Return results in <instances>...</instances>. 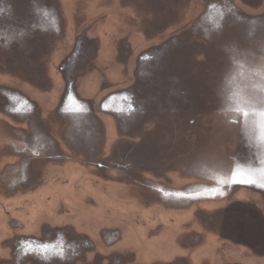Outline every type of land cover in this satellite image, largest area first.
Returning <instances> with one entry per match:
<instances>
[{
	"label": "flooded vegetation",
	"instance_id": "af4514ba",
	"mask_svg": "<svg viewBox=\"0 0 264 264\" xmlns=\"http://www.w3.org/2000/svg\"><path fill=\"white\" fill-rule=\"evenodd\" d=\"M160 1L154 3L150 0L147 10H151V13L157 15L159 11L165 9ZM178 2L182 3V0ZM170 4L171 2H169L168 7L171 6ZM148 23L151 26L156 25L152 20ZM83 45H86V42L82 41ZM170 45L172 52L169 53L170 59L168 60L165 57L161 58L157 55L158 53L148 54L145 57L142 54L143 58L136 78L137 83L129 87L128 91L112 92L113 94L111 93L112 95L103 101L107 110L118 112L117 119L122 131L120 133L122 137H119L117 143L111 148H100V142L88 138V134L84 132L78 137L75 134L68 135L69 142L66 144L71 147L68 155L59 147L54 134H51L45 125L37 120L33 121L34 125L30 126L31 132L23 134L21 138L14 132L6 134L4 140L0 139V212L2 211L3 216L6 213L3 200L5 183L2 179L5 175V168H19V162L4 165L6 154L21 153V156L25 158L24 170L21 175L18 177L19 174H17L10 180L12 186L14 182L21 186L19 188L17 185V192L21 188L23 190L31 187L28 184L30 182L28 177L31 175L35 177V180H41L43 177L41 171L47 168L50 163L64 165L70 162L78 168L80 167V170H83V167H93L96 176L100 179L130 184L138 188L145 198L151 201H162L177 209L180 206H189L192 209L198 195L206 197L207 195L220 194L225 197L232 191V188L241 185L240 181L244 177V171L251 172L258 168L257 157L254 156V153H256L259 144V142L257 144V140L263 138V135H259L257 139V135L252 132L253 127L247 126L249 132L241 131L238 133L240 141L237 156L233 158L234 163L228 167L224 165L225 168H222V171L213 168L207 170L206 165L202 162L187 164L188 162L191 163L192 158L183 160L182 156L187 154L192 156L193 153H196L195 151L206 150V142L205 139L194 138V133L186 137V134L189 135V130L182 133L181 131L176 132V129L180 130L181 122L184 121L189 126L194 124V120H190L192 115L196 114L199 109H204V101L206 103L210 94L215 97V99H211V102L216 99L224 101L225 110L231 106L237 111L242 110L243 113L258 114L257 105L249 104L252 99L244 94V87L241 83L244 80L242 77L251 76L250 56L242 57L238 53L244 49L254 55H258L259 51H264V16L258 19H245L242 18L231 1L214 2L208 7V13L202 17L200 24L193 28V32L183 39L177 40V42L175 40ZM234 52L237 54L230 56ZM198 55L205 56L204 63H197L196 57ZM221 64L227 65L220 76L221 79L215 84L212 82L210 84L207 76ZM62 70L65 71V67ZM73 71V68L65 71L67 82L63 93H67L64 95L66 99L62 101V105L75 100L72 96V89L76 84V79L70 77ZM254 71L259 74L258 70L254 69ZM230 77L233 78L231 82L222 83L224 78ZM252 86H256V84ZM137 88L142 89V92L145 91L147 95L144 92L137 95ZM255 88L258 89L257 86ZM9 100L17 103L13 97ZM124 100L126 107L114 108L113 105H122ZM86 101V104L94 103L93 99ZM13 104L8 103L4 109L6 111L11 110ZM81 107L84 108V112L88 111L85 104H82ZM150 122H153L151 124H154V128L146 130L147 128L144 126ZM244 122H251L254 125L258 123V120L254 117L244 116ZM124 135L127 138H124ZM200 135L206 136L208 132L203 131V134ZM68 138L66 139L68 140ZM135 138L139 141L134 142ZM185 143L192 149H182ZM181 144H184L183 147H180ZM198 165H203V169L200 170L202 172L200 177L204 176L203 173H207L204 180L208 179L210 184H194L183 189H173L162 180L169 181L167 178L172 172L197 174ZM30 166L34 168L31 175H29ZM213 171L218 172L214 174ZM16 177H18L17 180H15ZM78 187L74 191L79 190ZM99 191L106 195L105 188H101ZM227 204L226 207L218 209L224 210L223 217H211V225L206 221V224H203L204 227L217 230L222 227V234L218 233L221 240L243 249L246 247L250 252L256 253L254 244L258 238L252 231L257 221L255 208L253 211L235 210L233 205ZM23 211L21 206H17L15 209V213L18 214ZM106 213V216L114 215L113 212ZM52 214H43L38 220H31L35 228L28 235L19 234L26 229L24 221L21 219L9 221L10 228L15 232L13 237L14 242H17L15 249L19 252L18 255H15L17 263L41 259L46 264H91L94 260L104 256L97 251V242L95 243L93 239L90 240L88 234L82 230H78L79 228L83 229L80 224L68 222L69 217L74 214L69 208L66 206L62 208V212L58 214L59 219H49ZM100 219L99 217L96 218L94 225L97 228L96 231L102 247H114L123 243L125 239L122 240V233L118 228L111 226V228L98 230L101 224ZM54 222H58L60 225L56 226L53 224ZM105 223L111 225L107 218L103 224ZM243 225L248 227L246 234H244L245 230H240V226L242 228ZM146 228L148 240H162L165 236V225L162 222L157 223L153 228ZM181 231L183 233H180ZM174 236L177 250L183 249L188 252V255L200 245L197 240L202 238V235L200 236L194 230L192 223L184 224ZM169 242L168 239L160 244V249L164 254H167L165 251L167 248L169 250L176 249L174 241ZM126 248L128 249V251L126 250L127 254L132 255L133 260H135L136 252H134L133 247L128 245ZM169 250H167L168 253ZM243 252L245 255L244 250ZM238 253L242 252L239 250ZM172 254L169 261H152L150 264L192 263L187 255H180L179 252ZM90 256L91 259H89ZM109 257L117 261L122 256L119 252H113ZM225 263L223 261L222 264ZM202 264H206V261H202Z\"/></svg>",
	"mask_w": 264,
	"mask_h": 264
},
{
	"label": "rangeland",
	"instance_id": "374dc122",
	"mask_svg": "<svg viewBox=\"0 0 264 264\" xmlns=\"http://www.w3.org/2000/svg\"><path fill=\"white\" fill-rule=\"evenodd\" d=\"M17 1L19 2V0ZM225 1L227 0H182V3H175L173 11L162 9L157 15H154V13H151V10H147V7L144 10V14H139L135 11V8L121 5L120 0H38V2L43 5L47 3L51 10L50 13L55 15L51 17L49 16V19H45L47 24L55 21V17L56 20L58 19L59 22L62 23L59 25L61 29V31L59 30V35H61V39L58 41V39L50 36V40H48L49 44L44 54L42 53L40 55H37L36 53H39L38 50L42 44L44 46V39H40L41 35L39 33L37 40L34 35L33 39L29 37L23 44L21 43L23 52L15 50L16 48L18 50V42L13 40L16 42L13 44L12 42L7 41L6 43L10 42L11 51H5L10 53L7 58L8 60L3 59L2 62H5L9 68L6 66H0V85L15 87L19 92H22L26 96L30 95V97L34 98L32 87L19 77L24 72L29 73L30 70L22 71V69L23 67H29L30 65L32 68H39L41 72L44 71L46 83H44L45 85L43 86L38 83L37 86V88L45 89L47 91L46 96H43L41 100L46 103L49 99H53L55 97V95L53 96L55 92L54 90L56 88L62 89L60 74L57 70L58 64L63 59L64 55L68 53L71 43L75 42V39L78 37L79 42L77 45L79 44L81 46L83 41L81 38L85 33V35H89L86 36L89 39L88 48L95 47L97 50L96 58L94 60L97 69L94 73L86 74L84 79L80 78L78 80L77 86L80 95L87 97L88 99H99L100 95L106 94V92H102V85H104V87L111 86L115 89L122 87L129 88L136 84V77L133 71L137 67L139 56L142 54L143 56H146L148 54L154 55L158 53L157 55L161 58L165 57L167 60L170 59L168 56L169 53L172 52L170 44L175 40L177 42V40L183 39L186 35L193 32V28L198 26L202 17L208 13V7L211 3H225ZM228 1H231L238 9L242 18L258 19L264 16V0ZM108 6H112L109 7L112 10H110ZM1 9L4 11L3 13H5L7 19H9L11 17V12L9 13V10L5 7ZM25 11L27 12L29 10ZM31 12L40 13L38 4L36 7L31 8ZM26 19L29 20L28 17ZM18 20L19 19H14L16 22ZM150 20L156 25L151 26L148 23ZM10 24L12 27H15L12 21ZM144 29L146 30L144 31ZM94 38H97L99 43L98 40H95ZM121 39L127 41L129 50L132 52L130 55L131 58L127 61L117 60V44H119L118 42H120ZM0 41H2V39H0ZM4 41L5 40H3V42ZM75 48L71 49L72 52H75ZM14 50L17 54L15 56L14 53H12ZM235 54L237 53H231L230 56ZM238 54L242 57L246 55L250 56V66H248L250 68L251 76L245 75V78L247 77L250 83H241L244 88H252L246 89V93L256 95L258 98L256 100L260 101V104H262V101L264 102V51H259L258 55H254L252 52L244 49ZM3 55L4 54L0 53V57ZM35 56L36 58H34ZM71 56V54L67 56V61ZM205 60V56L203 55H198L196 57L198 64L204 63ZM21 61H25L26 63L23 62L21 64ZM27 63L29 65H27ZM20 66L22 67L20 68ZM226 67L227 65L225 64L215 67L213 69L214 71L207 76L209 83H217L221 79L220 76L222 75V72L225 71ZM254 69L258 70L259 74H257ZM216 70L217 72H215ZM7 71L12 72V74ZM232 79V77L224 78L222 83L227 84V82H231ZM254 84H256L258 90L255 88L256 86H252ZM143 92L146 94L145 91ZM143 92L141 89L137 92V95H141ZM213 98L215 99V97L210 94L206 103L204 101V109H199L196 114L192 115L190 120H194V124L189 126L185 121L183 123L181 122L180 130L176 129V132L181 131L183 133L184 131L189 130V135L186 134V137L194 133V138L205 139L206 150L199 152L195 151L196 153H193L192 156H188V154L182 156L183 160H190V157L192 158L191 163L186 161L188 162L187 164H198L202 162L206 165L205 168L207 170L213 168L222 171L221 169L225 168L224 165H227L228 167L234 163L233 158L237 155L238 151V130L240 129V124L235 125L232 122H229L230 118L233 117L239 120L243 112H241L242 110H239V112L224 113V101L216 99L214 102H211V99ZM102 120L105 121L106 129L105 141H101V148L105 145L104 149H109L117 143L119 137L122 136L109 117L102 115ZM151 123L153 122H150V124L146 123V125L149 124L148 127H146V125L144 126L147 128L146 130L154 128V124ZM189 127L191 128L189 129ZM203 131H207L208 135L199 136V134H203ZM124 138H127V136ZM135 141L139 140L135 138L134 142ZM182 145L184 144H181L180 147H183ZM182 149L191 150L192 148L190 149L185 143V146ZM257 155L261 158L260 161L257 159V163L259 162L257 166L264 169V153H262V155L258 153L255 155L254 153V156ZM69 168L70 170L67 172L68 176L66 178L67 182H65L64 178H61V172L51 173L45 168L41 171V174L43 177L49 175L51 177L52 175V188L59 189L61 185L63 187H65V185L69 186V194H72V191H74L78 185L81 186L80 195L85 193L86 199L79 201V203L82 202V204L88 209H86V211H90V214H93V211H96L99 208V201L102 205H108V207H111L112 212L114 213L112 216L114 217L106 216L107 213L94 215L92 216L94 220L85 221V227L93 229L95 227V219L102 216L103 218L100 220L101 225H103L107 218L112 227H116L121 231L122 240L125 239L123 242L124 246L126 247L128 245L139 243L142 248L144 247V249H142V251L145 252L143 256L147 259L146 261L149 262L150 260V263H152V259H148L151 258L149 255L151 253L148 252L150 248H160V244L168 239L170 242L173 240L176 247L175 233H178L179 228L182 229L184 224L192 223L194 230H196L200 236L202 235V238L197 240V243L200 245L193 250L190 255H188V252L183 249L178 251L177 247L175 250L173 249L170 251L171 254L168 253L167 249H165L167 254H164L163 252L162 254L171 257L173 255L172 253L175 252V254H177V252H179L180 255H187L193 264H202V261H206V264H213L214 261L219 263H223L224 261L226 262L225 264H264V191H255L251 188L240 185L232 188V191L225 197L220 194L207 195L206 197L198 195L197 201L194 202L195 205L192 203L194 205L192 209L189 206H180L177 209L162 201H151L150 199L145 198L138 188H135L130 184L115 183L100 179L96 176L93 167H83V170L80 171L81 174H78V171L73 169V166L70 165ZM202 169L203 165H198L197 174L194 175L188 172H172L168 175L167 179H169V181L162 180L168 183L169 187H172L173 189H183L186 186L194 184H210L208 179L206 181L204 180L206 179L207 173H203L204 176L200 177V174H202L200 170ZM216 172L218 171H213L214 174ZM73 174H76L75 177ZM54 175H56V177ZM76 176H80V180L79 177ZM63 177H65V173L63 174ZM109 187L118 188L116 195L113 188L112 197L114 199H107L103 193L99 191L101 188H105V194H107ZM226 190H229V188H226ZM28 194L29 193H27L25 197L18 198V202L15 204L12 202H5V211H8L9 213L6 212L5 216H3L1 211L0 217L6 219V214L9 215L10 212H12L14 215L18 216L19 219L24 221L27 231H30L35 226L31 223V216L32 214H36L32 212L34 204L28 203V201H31L28 199V197H30L27 196ZM227 203L233 205L235 210L244 209L247 211H253V208H255L254 212L257 214V221L255 222L252 231H254L255 236L258 238L254 244L255 250H257L256 253L250 252L246 247L243 249L232 245L227 241L221 240L218 235L222 234V227L219 228L220 231L214 228L208 229L207 226L204 227L203 224H206V221L211 225V217H223V214H225L224 210L218 209L224 207ZM44 205H47V203L45 202ZM16 206H21L24 211L20 214L15 213L14 210L16 209ZM65 206L66 208L71 209V206L68 204ZM101 211L103 212V209ZM75 216L77 215H71L68 222L71 221L80 224L84 228L83 222H79V218L75 219ZM159 222H162L165 225V236L162 240H148L145 231V229H147L146 227L153 228ZM242 229L245 230L244 234H246L248 230L247 225H243L242 228L240 226L241 231ZM182 231L180 233H183ZM241 249L245 251V255ZM239 250L242 253H237ZM136 251L134 252L138 253V250ZM159 251L160 250L158 249L155 253L158 255Z\"/></svg>",
	"mask_w": 264,
	"mask_h": 264
},
{
	"label": "crops",
	"instance_id": "0c3cea01",
	"mask_svg": "<svg viewBox=\"0 0 264 264\" xmlns=\"http://www.w3.org/2000/svg\"><path fill=\"white\" fill-rule=\"evenodd\" d=\"M178 1L179 0H177V2ZM120 2L121 5L133 7L136 9L135 11L138 12L139 14L141 13L144 14L145 13L144 10L146 9V7H148L150 0H120ZM152 2L156 3L158 2V0H152ZM160 2L162 6L169 11L174 10V5L175 3H177L175 2V0H170V1L161 0ZM169 2H171L170 7H168ZM37 4L40 9V13L31 12V8L36 7ZM4 7L9 10V13L11 12V17L7 19L5 13H3L4 11L0 12V39H2V41H0V53L4 54L3 56L0 57V61H1L0 66L8 67V65L5 62H2V60L3 59L8 60L7 58L10 52H5V51L10 50V42H12L13 44L18 42L19 43L17 46L18 50L17 48L15 50L18 52L21 51L23 52L21 43L23 44L25 40L28 39L29 37L33 39L34 35H35V39L37 40V36L39 33L41 35L40 39H44V46L42 44V46L38 50L39 53H36L37 55H40L42 53L44 54L49 44L48 40H50L49 39L50 36H53L54 38L58 39V41L59 39H61V35H59V30L61 31L59 25L62 23H60L58 19L56 20V17H55V21L51 20L53 24L51 22L50 24H47L45 22V19L46 18L49 19L48 18L49 16L50 17L55 16L52 13H50L51 10L48 7L47 3L43 5L39 3L38 0H19V2L17 0H0V9ZM109 7L112 6H108V8ZM109 9L112 10L111 8ZM25 10H29V11L26 12ZM27 17L29 18V20L26 19ZM14 19H19V20L16 22L14 21ZM11 21L13 22L15 27L11 26L10 24ZM145 30L146 29H144V31ZM86 36L89 35H85L84 33L81 38L83 39L84 42H86V45L82 46V43L81 46L79 44L77 45V43L79 42L78 41L79 37L76 38L75 42L71 43L68 53L64 55L63 59L58 64L57 70L58 73L60 74L62 89L56 88L53 94V96L55 95V97L53 99H49L48 101H46V103H44V101H42L41 99L43 96H46L47 91L45 89L37 88L38 83H40L41 86L45 85L44 83H46L45 80L46 78L44 77V71L41 72L39 68H35V67L32 68L28 63L27 65H29V67L28 66L23 67L24 70L22 69V71L30 70L29 73L24 72L19 77L23 81L27 82L29 86L32 87L34 98L30 97V95L26 96L22 92H19V90H17L15 87L0 85V104H1L0 139L1 140H4L5 139L4 136L9 133L15 132V134H18L19 138H21L23 134L30 133L31 132L30 126L34 125L33 121L37 120L43 123L46 129H48V131H50L51 134H54V138L58 142L59 147L62 150H64L66 154H68V152H70L71 150V147L68 146L66 143L69 142L68 135H72V134H75L78 137L85 132L86 134H88L87 135L88 138H92V140H98L100 142V148H101V143H102L101 141L103 139L105 141V129H106L105 121L102 120V115H104L105 117H109L112 123L116 125L118 132L122 133L119 127V120L117 119L118 112L107 110L103 105V101L107 99L110 95H112L111 93L114 91L116 92L128 91L127 87L115 89L112 88L111 86L104 87V85H102L103 88L102 92H106V94L100 95L99 99H95V98L88 99L87 97L80 95V91L77 86L78 80L80 78L84 79L86 77V74L94 73L97 69L96 63L94 62L96 58L97 50L95 49V47L94 48L90 47V49L88 48L89 39ZM94 39L96 40L97 38ZM3 40L5 41L3 42ZM13 40H15L16 42ZM7 41L10 42L6 43ZM118 43H119L117 44L118 51L116 53V56H118L117 60L119 61L129 60L131 58L130 55L132 54V52H130L129 50L127 41L125 39H121L120 42ZM72 48H75V52H72L71 50ZM84 48H86V50H84ZM15 50L12 52L14 53V56L17 55L15 53ZM70 54L72 56L67 61V56ZM34 58H36V56ZM142 58H143L142 55L139 56L137 67L133 71L136 78L138 77V69L141 65ZM23 62L26 63L25 61H21V64ZM22 66H20V68ZM63 67H65L66 69L65 71H68L69 69L73 68L74 71L72 74H70V77L76 79V84L72 89V96L75 100L67 102V104L65 105H62V101L66 99V96L64 95H66L67 92L63 93V91L67 81L65 79L66 76L65 71L62 70ZM7 72L12 74V72L10 71ZM140 90L141 89H137V92ZM11 97H13L17 103L11 102L9 100ZM91 99L94 100V103L91 105L89 103L86 104L87 102L86 100H91ZM21 100H24L25 102L24 101L22 102ZM8 103H10V105L13 103L14 104L11 110L6 111L4 109V106H6ZM82 104L86 105V108L88 110L87 112H84V108L81 107ZM113 106L114 108H117V106L115 105ZM80 108L81 111H79ZM66 138H68V140ZM104 146L105 145H103V148H105ZM15 162H19V168L18 169L5 168V175L2 178L3 182L5 183L4 198H3L4 203L12 202L15 204L16 202H18V198L20 199L21 197H25V195L29 193L27 196H30L28 197V199L31 201H28V203L34 204V208L32 209V212L36 214V215L32 214L31 216L32 220L33 219L38 220L40 217H42L41 215L43 214L50 215L51 213L53 214L52 216L49 217V219H54V220L59 219L58 214H60L62 212V208H64L65 205L68 204L69 206H71L70 207L71 209L69 210H71L72 213L74 214L77 213L75 219L79 218V222H83L84 228L83 229L79 228L78 230H82L84 233L88 234V236L90 237L88 238L90 240L93 239L95 243L97 242L98 244L97 251L100 254L104 255L103 257L94 260L91 264H149L150 263V260L149 262L146 261L147 259L143 256L145 252L142 251L143 248L139 243H135V245H131L133 246V250L135 251L138 250V253L140 252L139 255L138 253H136L135 260H133L132 255L127 254L128 249L124 246V243L123 244L121 243L120 245H116L114 247H102L101 242L99 240L98 232L96 231L97 228L96 227H94L93 229L88 227L86 228L85 221L94 220L92 218V216L94 215H102L103 213L106 212L108 213L112 212V208L108 207V205H102V203L99 201L100 203L99 208L96 211H93V214H90L89 213L90 211H86L87 209L86 206L82 204V202L79 203V201H83L84 199H86L85 193L80 195L81 186L78 187L79 190L72 191L73 192L72 194L68 193L69 186L66 185L65 187L61 185L59 189L52 188L51 186L53 179L51 178L52 175L51 177L50 175L46 177H42L41 180L38 179L35 180V177L31 175L34 172V168L30 166L31 168L29 169L30 170L29 175H31V177H28L30 181L28 184L31 187L24 188L23 190H21L22 189L21 188L19 192H17L18 187L20 188L21 186L16 184V182H14L12 186L10 184V180L12 179V177H14L17 174H19L18 177L21 175V173L24 170L23 164L25 163V158L21 156V153L11 154V155L6 154V157L4 159V165L12 164ZM70 165L73 166V169H76L78 171L77 172L78 174H81L80 171L82 170H80L77 166H75L70 162L64 165L59 163H50L46 169L51 173L61 172L62 175L61 178H64L65 182H67L66 181L67 180L66 178L68 176L67 172L70 170L69 168ZM64 173H65V177H63ZM75 175L76 174H73L74 177ZM54 176L56 177V175ZM18 177H16L15 180H17ZM113 188L115 195L118 192V188L109 187L108 193L106 195L103 194L107 199H114L112 197ZM45 202L47 203V205H44ZM102 209L103 212L101 211ZM12 214H13L12 212H10L9 215L6 214L7 216L6 219L0 217V264H46L42 262L41 259H32L27 263L16 262L15 255H18L19 252L18 250L15 249L17 244V242H14L13 240L15 232L10 228L9 221L12 219H19V217ZM99 218H103V216ZM53 224H55L56 226L60 225V223L58 222H54ZM102 228H111V225L106 223L103 225L100 224L98 230ZM30 233H32V229L30 231H27V229H25L24 231L19 232V234L21 235H28ZM158 249L160 251L158 252L157 255V253L155 252H157ZM167 250H169V248H167ZM113 252H119L122 256L121 259L117 261L111 259L109 255H111ZM148 252L151 253L149 254L151 258L148 259H152V261L161 260V259L169 261L170 259V256L168 255L166 256L162 254V251L159 247H157L156 249L150 248ZM169 254L171 253L169 252ZM217 254H218V250H217ZM91 258L92 257L90 256L89 259ZM191 264H193V262ZM213 264H222V263L214 261Z\"/></svg>",
	"mask_w": 264,
	"mask_h": 264
},
{
	"label": "trees",
	"instance_id": "16d2710c",
	"mask_svg": "<svg viewBox=\"0 0 264 264\" xmlns=\"http://www.w3.org/2000/svg\"><path fill=\"white\" fill-rule=\"evenodd\" d=\"M242 78H245V77H242ZM252 80H253V78H252ZM247 83V84H249L250 82L248 81V79H247V77L245 78V80H243L242 81V83L244 84V83ZM255 83V82H254ZM244 90V94H248V93H246V89L244 88L243 89ZM258 90V89H257ZM257 92V91H256ZM248 96L249 97H251V99H252V102H249V104L251 103V104H253V105H257V107H258V109H259V111H260V113L258 112V114L256 113V114H251V113H249V112H247V113H242V115H241V117H240V119L238 120V119H236V118H230V121L229 122H232L233 124H235V125H238V124H240L239 126H240V129L238 130V132H241V131H248L249 130V128L247 127V126H249V127H253L254 128V130H252V132L253 133H255L256 135H257V139L259 138V134L258 133H260V135L262 136H264V129H263V126H262V119L259 117L260 115H264V108H262V107H264V102L262 101V104H260V101H258V100H256V99H258L257 97H256V95H253V94H248ZM229 112H239V111H237V110H235V108L234 107H231L230 106V108H228V109H226V110H224V113H229ZM242 112V111H241ZM244 116H247V117H254V118H256L257 120H258V123L257 124H254V125H252V123L251 122H244ZM258 130V131H257ZM249 132V131H248ZM240 138H238V143H239V140ZM256 139V140H257ZM258 142H259V144H258ZM257 144H258V146H257V149H256V153H258V154H260V155H262V153H264V142L263 141H260L259 139L257 140ZM256 153H255V155H256ZM237 156V155H236ZM235 156V157H236ZM258 156V155H257ZM256 156V157H257ZM257 159L260 161V159L261 158H259V156L257 157ZM263 159V158H262ZM259 163V162H258ZM257 163V164H258Z\"/></svg>",
	"mask_w": 264,
	"mask_h": 264
},
{
	"label": "water",
	"instance_id": "95a60500",
	"mask_svg": "<svg viewBox=\"0 0 264 264\" xmlns=\"http://www.w3.org/2000/svg\"><path fill=\"white\" fill-rule=\"evenodd\" d=\"M126 101L124 100L122 102V105H117V107L121 106V107H126L127 105H125ZM260 113V111H259ZM260 118L262 119V126L264 128V115H260ZM260 141L264 142V136L263 138L260 139ZM264 169H261L260 167H258L257 169L252 170L251 172L249 171H244L243 175L244 177H242L243 179H241L240 183L242 186L244 187H248V188H252L255 191H264Z\"/></svg>",
	"mask_w": 264,
	"mask_h": 264
},
{
	"label": "snow or ice",
	"instance_id": "6c2138e0",
	"mask_svg": "<svg viewBox=\"0 0 264 264\" xmlns=\"http://www.w3.org/2000/svg\"><path fill=\"white\" fill-rule=\"evenodd\" d=\"M3 10L2 9H0V12H2Z\"/></svg>",
	"mask_w": 264,
	"mask_h": 264
},
{
	"label": "bare ground",
	"instance_id": "6f19581e",
	"mask_svg": "<svg viewBox=\"0 0 264 264\" xmlns=\"http://www.w3.org/2000/svg\"><path fill=\"white\" fill-rule=\"evenodd\" d=\"M264 129V128H263ZM258 131V130H257ZM261 133V132H260ZM260 133H258L260 135Z\"/></svg>",
	"mask_w": 264,
	"mask_h": 264
}]
</instances>
